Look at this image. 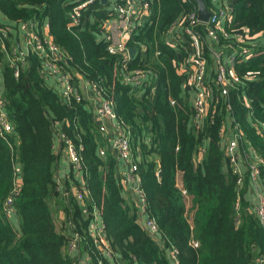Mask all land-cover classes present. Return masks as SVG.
Instances as JSON below:
<instances>
[{
  "label": "trees",
  "instance_id": "trees-1",
  "mask_svg": "<svg viewBox=\"0 0 264 264\" xmlns=\"http://www.w3.org/2000/svg\"><path fill=\"white\" fill-rule=\"evenodd\" d=\"M69 1L0 0V25L47 21L52 39L66 54V69L76 80L82 76L95 84L102 98L114 102L117 120L130 131L146 212L156 222L162 243L140 224L139 206L124 194L116 158L109 151L100 154L99 148L107 142L89 100L64 99L43 74L41 58L33 52L15 76V67L7 60L15 40V33H10L0 38V87L13 123L7 138L0 135V264H79L68 251L73 232L79 233L80 250L89 255L90 264H112L89 232L94 207L117 255L116 264H172L168 251H174L176 264H255L257 254L264 253V227L247 210L245 198L236 208V176L228 167L220 139L225 113L219 112L213 122L207 120L201 127L191 123L194 110L189 91H184V77L173 61L178 51L165 43L164 31L188 8L187 2L153 0L151 18L129 39L128 44L138 49L129 68L141 66L145 53L158 69L155 89L147 87L145 94L136 95L120 78L122 57L108 50L101 26L108 17L96 9L101 4L84 11L79 24L70 26ZM205 1L211 5V0ZM234 6L238 27L264 35V0H234ZM159 41L162 53L156 59L154 48ZM260 47L243 69L259 72L246 91L256 118L264 122V46ZM232 102L237 118L264 156V133L251 126L247 109L236 96ZM59 131L78 150L87 209L84 212L69 192L63 205L66 225L61 229L52 204L62 194L55 179ZM202 146L205 152L198 160ZM70 178L75 179L74 172ZM66 188L70 190L68 182L64 192ZM12 195L20 231L5 211Z\"/></svg>",
  "mask_w": 264,
  "mask_h": 264
},
{
  "label": "built area",
  "instance_id": "built-area-1",
  "mask_svg": "<svg viewBox=\"0 0 264 264\" xmlns=\"http://www.w3.org/2000/svg\"><path fill=\"white\" fill-rule=\"evenodd\" d=\"M153 0H70L69 25L75 26L81 21L84 11L96 7L108 17L102 23V31L108 43V50L112 54L122 57L120 78L130 85L136 95L145 94L147 87L157 84L158 69L154 67L148 55L141 58L143 64L129 68V61L137 56V51L130 57L129 39L137 33L151 18V4ZM189 5L166 28L163 35L165 43L178 51V59L173 60L179 74L183 75V89L189 91V101L193 107L191 123L201 127L207 120L214 121L219 112H224L221 121L220 139L230 171L236 176L237 200L236 208H240L241 200L248 201L247 210L253 213L264 227V156L252 143L247 131L232 102L236 96L246 107V115L251 126L258 134L264 133V122L256 118L252 103L246 88L250 82L258 80L259 72L243 69L245 64L258 55L260 46H264V35L253 34L248 27H238L235 23L234 0H211L210 17L208 21L200 20L198 16L197 0H183ZM49 23L40 24L36 19L9 23L3 21L0 25V38L4 39L10 33H15V40L9 50L7 60L15 67V76L20 75V65L24 64L28 55L33 52L42 61V72L56 84L64 99L75 97L77 100L86 99L81 91L80 79L76 80L66 69L67 57L62 48L54 42ZM143 50L146 45L141 43ZM137 48V47H136ZM154 58L159 59L162 53L161 42L154 48ZM160 62V61H159ZM85 79V78H84ZM96 97L89 101L90 108L107 144H111L117 153V162L129 165L126 171L129 182L136 183V189L142 197L145 208V197L139 187L137 175L138 163L130 141V131L116 118L114 102L101 97V90L87 79ZM175 103V100H171ZM110 122L113 123L115 134H111ZM13 130L3 91L0 87V135L7 138ZM64 152L73 168L81 171V160L75 144L62 132H58ZM102 156L107 153L106 146H101ZM205 147H201L198 160L202 158ZM21 177H18L19 184ZM76 187L75 198L85 207V179ZM17 186L14 194L17 193ZM59 190L65 191L64 185L59 184ZM64 190V191H63ZM68 194V193H66ZM13 195L8 197L5 211L10 218L16 215L13 205ZM93 217L89 223V232L95 245L106 258L112 260L117 256L106 236V227L97 207L93 208ZM148 232L159 236L158 226L150 217L146 219ZM80 235L73 232L69 240V253L77 259L79 264H90L89 255L79 257ZM198 246L197 241H193ZM175 261L174 251H171ZM118 260V259H116ZM116 264V263H114ZM255 264H264V253L256 256Z\"/></svg>",
  "mask_w": 264,
  "mask_h": 264
},
{
  "label": "crops",
  "instance_id": "crops-1",
  "mask_svg": "<svg viewBox=\"0 0 264 264\" xmlns=\"http://www.w3.org/2000/svg\"><path fill=\"white\" fill-rule=\"evenodd\" d=\"M49 30H45L44 33H48ZM1 76V73H0ZM79 87L81 89V91L84 93V96L87 100H92V97H96L93 89L90 87V84L87 83V81L84 78L80 79V84ZM110 126L109 127L111 129V134H115L114 132V126L113 123L110 122ZM106 148L107 151H109L111 154H113V156L116 158V164H117V175L119 177V179L122 182L123 188H124V194L126 196V198H131L133 199L137 205L139 206V216H138V220L140 222V224L145 228H146V219L148 218L147 212H146V208H144V202L142 200L141 195L139 194L138 190L136 189V183H132L129 182L128 178H127V174L126 171H128L129 169V165H127L124 162H117V153L115 151L114 148H112L111 144H106ZM55 149L56 152L58 153V160L56 163V168H55V179L58 182V184L61 185H66V183L68 182V184L70 185V190L67 192H62V194L60 196H58L56 198V201L53 200L52 204L54 205V211H55V217H56V224L57 227L59 229H61V227L65 226V213L63 211V205L66 201L67 198V194L69 195V192L75 194V190L78 183L83 182L84 179V173L83 171H73V168L64 152V149L62 147V142L61 139H59V135L58 133L56 134L55 137ZM71 172H74V176L75 179L70 178V174ZM76 180V181H75ZM66 190H68L66 188ZM12 223L14 224V227L20 231V225H19V219H18V215H14L11 218ZM60 222V223H59ZM59 223V225H58ZM66 230V227H65ZM71 232V228L68 227V233ZM156 240L161 244L162 240H161V236H156ZM79 254V257H83L85 255H88L87 253H85L84 251L79 249V253H77L75 256H77ZM168 256L170 257V261L172 264L175 263L174 258L172 257L171 251H168ZM114 264V263H112Z\"/></svg>",
  "mask_w": 264,
  "mask_h": 264
},
{
  "label": "water",
  "instance_id": "water-1",
  "mask_svg": "<svg viewBox=\"0 0 264 264\" xmlns=\"http://www.w3.org/2000/svg\"><path fill=\"white\" fill-rule=\"evenodd\" d=\"M102 2H106L107 0H101ZM198 2V16L200 20L202 21H208L210 17V10L206 4L205 0H197ZM137 51V48L135 46L129 47V54L130 57H133ZM67 191V190H66Z\"/></svg>",
  "mask_w": 264,
  "mask_h": 264
},
{
  "label": "rangeland",
  "instance_id": "rangeland-1",
  "mask_svg": "<svg viewBox=\"0 0 264 264\" xmlns=\"http://www.w3.org/2000/svg\"><path fill=\"white\" fill-rule=\"evenodd\" d=\"M59 223H60V222H59ZM59 223H58V225H59ZM174 264H176V262H175Z\"/></svg>",
  "mask_w": 264,
  "mask_h": 264
},
{
  "label": "bare ground",
  "instance_id": "bare-ground-1",
  "mask_svg": "<svg viewBox=\"0 0 264 264\" xmlns=\"http://www.w3.org/2000/svg\"><path fill=\"white\" fill-rule=\"evenodd\" d=\"M155 219V218H154Z\"/></svg>",
  "mask_w": 264,
  "mask_h": 264
}]
</instances>
